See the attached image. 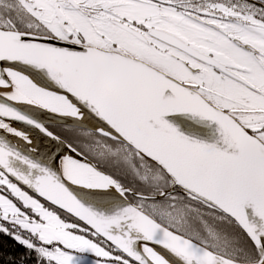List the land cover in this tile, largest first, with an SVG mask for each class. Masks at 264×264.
<instances>
[{
    "label": "snow or ice",
    "instance_id": "snow-or-ice-1",
    "mask_svg": "<svg viewBox=\"0 0 264 264\" xmlns=\"http://www.w3.org/2000/svg\"><path fill=\"white\" fill-rule=\"evenodd\" d=\"M0 233L13 264H264V0H0Z\"/></svg>",
    "mask_w": 264,
    "mask_h": 264
},
{
    "label": "trees",
    "instance_id": "trees-1",
    "mask_svg": "<svg viewBox=\"0 0 264 264\" xmlns=\"http://www.w3.org/2000/svg\"><path fill=\"white\" fill-rule=\"evenodd\" d=\"M25 252V248L13 240L10 236L0 233V264H13L9 257L19 258Z\"/></svg>",
    "mask_w": 264,
    "mask_h": 264
},
{
    "label": "water",
    "instance_id": "water-1",
    "mask_svg": "<svg viewBox=\"0 0 264 264\" xmlns=\"http://www.w3.org/2000/svg\"><path fill=\"white\" fill-rule=\"evenodd\" d=\"M179 126L185 134L192 135L193 132H196L197 135L194 138L208 142H212L215 139L214 132L216 125L211 122H205L202 126L197 127L195 123H190L185 119L179 122Z\"/></svg>",
    "mask_w": 264,
    "mask_h": 264
}]
</instances>
